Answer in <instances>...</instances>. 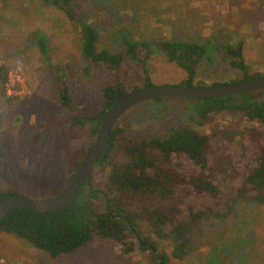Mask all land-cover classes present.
Here are the masks:
<instances>
[{"label":"rangeland","instance_id":"1","mask_svg":"<svg viewBox=\"0 0 264 264\" xmlns=\"http://www.w3.org/2000/svg\"><path fill=\"white\" fill-rule=\"evenodd\" d=\"M75 2L85 21L98 33L99 45L124 53L122 35L149 43L145 63L152 84H178L186 77L184 70L168 61L156 46L159 40L205 45L195 84L230 83L242 78V71L231 66L226 49L239 43L248 73H264V0ZM36 29L47 37L51 62L68 67L72 100L79 114L94 115L101 110L102 87L116 76L114 70L91 66L83 59L81 27L62 10L42 0H0V64L8 67L7 81L0 83V143L6 163L4 176L0 160V191L11 189L45 199L66 188L71 165L92 136L88 124L70 127L65 123L71 112L59 105L54 77L31 37ZM137 56L139 59L144 54L138 50ZM119 77L127 89L144 82L140 63L129 56L123 60ZM258 92L264 93V89L253 91ZM204 102L173 96L140 102L126 110L114 126L123 128L122 139L165 138L171 128L183 124L212 134V175L221 189L232 193L240 178L230 165L242 164L254 137L264 140V125L224 110L198 125L192 115ZM44 116L55 122L42 130L36 142L34 129ZM219 129L225 133L214 134ZM98 174L101 179L102 172ZM200 200L187 197L178 202L183 208L188 202ZM207 235L206 243L196 253L183 260L171 259L170 264H264V206L240 204L237 220L212 221ZM161 245L170 252L166 242ZM0 264H152V260L147 252L135 254L131 261L120 260L111 251L110 242L99 240L73 253L52 257L13 234L0 232Z\"/></svg>","mask_w":264,"mask_h":264},{"label":"trees","instance_id":"2","mask_svg":"<svg viewBox=\"0 0 264 264\" xmlns=\"http://www.w3.org/2000/svg\"><path fill=\"white\" fill-rule=\"evenodd\" d=\"M42 1L62 10L81 27V54L89 65L115 72L116 77L102 87L104 103L101 110L94 115L79 114L72 100L68 67L51 62L49 43L43 32L36 29L31 33L38 51L47 62L50 75L54 77L59 105L71 112L65 123L70 127L88 124L89 134L95 139L102 117L114 99L139 88L127 89L119 77L125 56L140 63L144 76L142 86L152 84L145 63L149 43L122 35L125 52L113 51L109 45H99L98 33L85 21V15L78 11L75 0ZM156 46L168 61L175 62L186 73L179 85H204L194 83L197 66L206 52L204 44L159 40ZM226 49L231 66L243 73L242 78L231 82L264 76V73H248L241 43ZM138 50L144 57L138 59ZM7 73L8 67L0 64L2 85L7 81ZM241 95L236 98L233 95L203 98L201 100L206 102L195 109L192 118L198 125H204L211 114L224 110L264 125V93L251 91ZM1 111L0 106V122ZM54 122L52 117L42 118L34 129L36 142L42 130ZM219 133L223 135L225 132L221 129L214 132ZM122 134L121 127L111 129L102 152L90 170V177L73 202L61 209L42 212L25 206L16 207L0 218V232L13 234L52 257L73 253L99 240L110 242L111 251L120 260L131 261L135 254L147 252L152 264H170L171 259L183 260L206 243L207 227L212 221L237 220L242 203L264 206V140H258L257 136L251 151L244 155L242 164L230 165L240 178V184L229 193L216 184L212 175L209 162L212 134L184 124L171 128L165 138L122 139ZM227 138L232 139V136ZM92 139L72 163L68 184L92 145ZM0 160L5 176L6 163L1 143ZM97 171L102 172L101 179L97 177ZM13 194L17 193L11 189L0 191V201ZM187 197L201 200L188 202L182 208L178 199ZM161 242L171 247L169 253L165 252Z\"/></svg>","mask_w":264,"mask_h":264},{"label":"water","instance_id":"3","mask_svg":"<svg viewBox=\"0 0 264 264\" xmlns=\"http://www.w3.org/2000/svg\"><path fill=\"white\" fill-rule=\"evenodd\" d=\"M260 89H264V76L210 85L182 86L179 84H150L124 92L117 96L106 109L95 139L81 159L66 189L55 197L45 199H35L23 194L10 195L0 201V218L19 206H25L42 212L61 209L73 202L84 182L90 177V170L102 152L110 131L119 117L130 107L140 102L164 96L203 99L240 94Z\"/></svg>","mask_w":264,"mask_h":264}]
</instances>
